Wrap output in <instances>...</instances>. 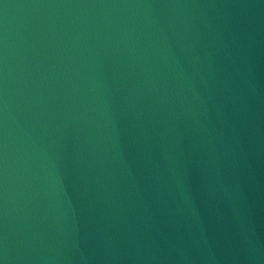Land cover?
Returning a JSON list of instances; mask_svg holds the SVG:
<instances>
[{
    "label": "water",
    "instance_id": "1",
    "mask_svg": "<svg viewBox=\"0 0 264 264\" xmlns=\"http://www.w3.org/2000/svg\"><path fill=\"white\" fill-rule=\"evenodd\" d=\"M0 264H264V0H0Z\"/></svg>",
    "mask_w": 264,
    "mask_h": 264
}]
</instances>
